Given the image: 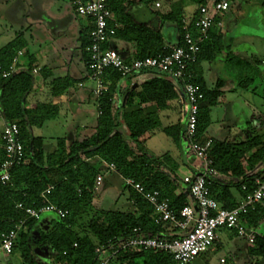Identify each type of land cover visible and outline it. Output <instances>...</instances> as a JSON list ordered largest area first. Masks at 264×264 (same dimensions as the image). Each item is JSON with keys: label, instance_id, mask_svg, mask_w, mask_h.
Masks as SVG:
<instances>
[{"label": "trees", "instance_id": "trees-1", "mask_svg": "<svg viewBox=\"0 0 264 264\" xmlns=\"http://www.w3.org/2000/svg\"><path fill=\"white\" fill-rule=\"evenodd\" d=\"M76 1L86 0H71L74 11ZM209 1L178 0L170 3L169 11L155 12L160 24L155 29L133 21L128 13L132 0H107L114 21L108 23L113 28V34L109 36L105 46L109 47L111 40L116 39L133 43V54L124 57L126 61H131L163 53L168 45L182 46L186 33L193 38H200L196 61L188 66L192 76L189 81L198 86L203 94L199 102L196 138L200 143L210 141L208 154L218 172V177L212 180L210 194L223 209L230 210L239 204L233 199L232 190L239 194L242 201L252 192L255 187L254 180L263 170L264 114L246 122L250 136L245 141L234 143L205 136L210 122V108L216 105L222 94V81L217 80L213 87L207 88L202 76V61L214 60L216 54L224 49L226 64L241 72L238 87L250 90L254 95L257 88H250L255 82L257 68L233 54L229 38L224 37L221 32H215V26L203 35L196 33L193 20L197 16V10ZM139 2L151 4L152 0ZM232 2L233 0L231 4ZM194 4L195 10L187 16L183 11L184 7ZM256 6L264 25V0H258ZM183 20L186 21V29ZM220 21L221 16L214 18L215 24ZM165 22L174 25V29L166 30L165 34L171 39L168 42L162 32ZM115 24L118 26L115 27ZM90 29L87 26L80 33V48L85 64L88 59L85 48L89 45ZM170 34L175 35L174 39ZM24 45L19 36L0 49V114L5 123L18 125L24 151L22 162L10 168L9 181L0 184V233L13 229L20 220L27 227L26 233H19L10 255L18 249L22 264H98L104 258L107 259L106 264H176L169 254L162 251H135L118 246L119 240L136 235L134 229L146 237H176L174 229L167 231L168 223L154 222L152 206L131 188L124 186L128 192L127 211H98L88 221L86 233L78 229L79 220L92 212L98 170L96 165L88 161L94 157L107 165H113V169L122 179L131 178L141 183L147 191L157 190L160 198L168 200L175 213L187 203L188 187L176 175L178 163L168 153L149 156L143 151L142 142L139 141L145 133L160 127L158 112L168 110L178 100L173 83L153 71H148L156 76L142 83L137 93L136 88H127L121 93L117 104H114L121 76L114 70H107L104 78L107 90L103 96L95 99L99 113L93 134L80 141L57 139L55 149L46 152L43 139L32 135L31 129L41 127L46 120L56 117L58 107L43 103L34 108L26 107V97L33 86L32 70L38 66L37 63L29 57L26 69L7 78L1 77ZM24 55L28 56L27 52ZM51 85L52 97L59 99L72 85V81L57 78ZM177 86L181 88L180 84ZM125 94L127 97L123 101ZM148 103L152 104L151 111L141 107ZM122 126L127 131L126 138L120 132ZM163 132L176 146L183 148V129L178 124L164 128ZM4 160L5 153L0 140V166ZM258 164H262L260 169H256ZM182 185L184 186L181 191L176 194ZM49 187V193L44 194ZM18 204L23 209H38L52 204L67 211V214L64 218H51L46 228H40L38 220L27 218L24 210L16 207ZM242 219L248 229L256 232V228L264 222V204H257L249 209ZM32 248L44 250L45 261L40 260L32 252ZM97 248L98 252L95 251ZM248 252L251 256L264 258V237L256 233Z\"/></svg>", "mask_w": 264, "mask_h": 264}, {"label": "built area", "instance_id": "built-area-1", "mask_svg": "<svg viewBox=\"0 0 264 264\" xmlns=\"http://www.w3.org/2000/svg\"><path fill=\"white\" fill-rule=\"evenodd\" d=\"M230 4L231 0H210L206 5L201 6L193 20L196 33L200 36L208 29L218 27L220 22L215 24L214 18L226 14ZM155 5L159 6L158 3ZM75 13L86 19L91 28L88 35L89 45L85 48L88 59L85 64L84 78L93 84L92 96L97 99L106 92L107 83L104 78L107 70H114L120 74L121 78L130 80L141 73L153 71L156 75L168 78L176 85L180 84L186 106L182 136L183 150L199 162L198 174L182 178V182L188 187V197L191 203L187 202L177 213L171 209L168 200L160 198L157 190L147 191L141 183L131 178L123 179L125 187L133 189L152 206L154 222L170 224L175 230L176 237L171 239L146 237L138 234V230L134 229L133 232L136 235L119 240L118 246L135 251H162L169 254L176 264H193L195 259L214 245L216 230L219 228L235 231L238 236L244 237L248 244L252 245L256 232L245 226L242 217L257 204H264V167L261 174L254 180L255 187L252 192L235 208L223 209L211 196L210 186L212 180L218 177V172L208 154L210 141L200 143L196 138L199 102L203 94L198 86L189 81L192 76L188 71V66L196 61L200 38H193L186 33L182 46L168 45L165 52L156 56L126 61L111 45L105 46L109 36L113 34V28H110L108 23L114 21L107 0L76 1ZM183 23L186 29V21L183 20ZM22 55V51L16 53L9 69L2 72V78L17 73L18 57ZM35 71L33 70V73ZM0 140L5 153V160L0 166V184H5L10 179V168L22 162L24 157L18 125L5 123L0 132ZM109 167L113 169V165ZM50 189L51 187L44 194H48ZM242 189L245 188L242 187ZM16 207L23 209L21 204ZM23 210L27 218L37 220L51 215L64 218L67 214V211L52 204H46L38 209L25 208ZM26 230L24 221L20 220L13 229L1 232L0 252L9 256L19 233H26ZM112 248L111 246L110 250ZM95 251L98 252L99 248ZM106 261L107 259L104 258L98 264H106ZM220 262L222 263L223 260Z\"/></svg>", "mask_w": 264, "mask_h": 264}, {"label": "crops", "instance_id": "crops-1", "mask_svg": "<svg viewBox=\"0 0 264 264\" xmlns=\"http://www.w3.org/2000/svg\"><path fill=\"white\" fill-rule=\"evenodd\" d=\"M155 3H158V2L155 1ZM140 4L141 3L139 2V0H132V3L128 6V13L131 15V17L133 18V21L136 23H140L139 19H141L140 14L137 13L138 15L137 16L135 15L136 13L135 8ZM231 5H230V8H231ZM230 8L228 12L221 17L220 25L216 27L214 31L221 32V34L224 37L230 39L229 43L231 46V50L235 56L240 57L244 60H247V62H249L250 65L257 68L258 63H260V61H255L253 58L254 54L257 52L256 51L257 48L254 45V43L252 42L253 44H251V41H250L249 44H246V41L248 40L247 36H243V37L241 36L240 38H237L236 40L234 38L231 39L233 27L235 26L236 22H234L233 21L234 19L232 18V16H230ZM155 17H156L155 15H154V18L150 16L149 17L150 19L147 22L149 23L153 22V19H155ZM144 20L145 18L142 21L146 22ZM82 21H83L82 23L78 21L77 31L76 32L74 31L73 34L71 35L65 34L57 42L53 41V43L45 45V47L42 49L43 53L27 52L28 56H26L24 55L26 51L23 49L20 50L23 52V55L18 57L17 72L26 69L30 58L33 59L38 65L36 68L33 69V70H36L35 73H33V70H32L33 86H32V90L26 97V107L27 108H34L37 104H42V103L43 104H55L58 107V114L56 115L57 117L60 113H65L68 111V106H66L67 105L66 100H69L70 102L75 101V103H72L75 106L74 107L75 111L80 110L81 100L83 99L82 98L83 96L84 98H87L92 101L97 111L96 100L92 96V92H91L93 88V84L89 80H86L84 78L86 70H85L83 54L80 48V42H81L80 33L82 29L88 26V21L84 18H82ZM145 25L150 27V25H147V24ZM171 37H173L174 39L175 35L171 34ZM259 43L264 48V39L260 40ZM110 45L113 48H115L123 58L130 56L134 52L133 43H127L125 41L116 39V40H111ZM21 58H23L22 61H21ZM225 58H226V51L223 49L216 54V57L214 60L210 62L208 61L201 62L202 76H203L204 83L207 88L213 87L217 80L222 81V86L220 88L222 94L218 98L216 105L210 108V112H209L210 122L206 129L205 136L209 139L225 140L229 142L238 143V142L247 140L250 136L247 130V127H246V122L251 121L254 118V107L251 102L252 100L251 97L253 93L250 90H245V89H241L238 87V80L241 76V72L239 70L229 67L225 62ZM11 64H12V61H11ZM41 69L43 70L41 71ZM147 74L149 75V77L145 76L146 73H141L139 75H136L133 79L129 80L128 82L129 87L127 88L130 90L131 86L136 84L137 86H136L135 91L136 93L139 92L140 91L139 86L142 83L156 76L150 73H147ZM57 78H60V79L67 78L68 80L72 81V85L68 87L65 94L62 95L59 99H54L51 94L52 93L51 83L54 79H57ZM88 83H91V85L88 86L87 85ZM173 86L175 88L176 93L178 94V100L174 102L168 110L158 112V116L160 119V127L150 132L145 133L139 139V141L143 143L146 139H149V137L153 135L151 133H153L154 131H157L165 135V137H167L168 140L170 139L174 149H177L178 151V152L174 151L175 153L171 157L178 163V169L176 171V175L181 181L184 176H191V175H195L199 173V162L195 160L194 158H193V161L192 159H188L187 154L184 152L183 148L181 149L178 146H176L174 142L172 141V139L163 132L164 128L172 126V125H176V124L179 125L181 130L182 129L184 130V122H185V114H186L185 101L183 98L184 95H183V91L181 88H179L174 83H173ZM127 88L125 87L123 90L121 85H118V94L121 95V93H123ZM80 89L83 92L79 95L76 93V90H80ZM227 105L231 113L228 121H226L225 118L222 116L218 117V114H217L219 110L218 107L221 106L222 107L221 110L226 112L227 110L225 107ZM141 107L144 109H147L148 111H151L153 109L152 104L150 103L142 104ZM180 107L182 108V111H184L183 118L181 120H179V118L176 116V111L178 110L177 108H180ZM97 116H98V111L96 115L94 116L95 120L93 123L91 122L84 123L83 122L85 121L84 116L82 117L81 115L80 116L78 115V120H81L80 124L82 125H76L75 127L71 125L73 128L71 126H68L67 127L68 131H66L63 137H59L57 139H64L67 142H72V141H80L88 136H91L93 134ZM4 124H5V121L3 120L0 114V132ZM81 128L84 130L80 132L79 129ZM86 132H90V133H86ZM56 141L54 144L52 143L50 145V146L54 145V149L56 147ZM181 143H182V138H181ZM88 162L96 165L97 168H101L104 166L108 170H114V169H111L109 165L103 163L96 157L92 158ZM261 167H262V164H258L256 166V169H260ZM183 186L184 185H182L176 191V194H178L181 191V188ZM232 195H233V199L237 203L241 202L240 196L236 191L232 190ZM187 202L191 203V200L189 199V197H187ZM50 219H51L50 216H43L42 218L38 220V226L41 227V226H44V224L46 223L48 224ZM262 223L263 222H261L260 225L256 228V233L259 236L264 237V230L260 229V226L262 225ZM44 228H46V226ZM166 228H167V231H173V228L170 224H168ZM221 230H223L222 233L223 235H225L226 239H228L229 242H233V246L231 245L230 248L232 247L234 254L237 253L238 255H242V256L249 255L251 257L250 258L251 264H258V263L260 264L262 257L251 256L249 254L248 250H249L250 244H248V242L246 241L244 237L238 236L233 230H227V229H221ZM214 245H216V247L221 246L220 238L217 235V233H216V241ZM0 254L2 253L0 252ZM2 255H3V258L7 260L8 256H5L4 254ZM5 260L3 259V262H0V264H5L6 263ZM220 260H223V259H220ZM222 263H224V260Z\"/></svg>", "mask_w": 264, "mask_h": 264}, {"label": "rangeland", "instance_id": "rangeland-1", "mask_svg": "<svg viewBox=\"0 0 264 264\" xmlns=\"http://www.w3.org/2000/svg\"><path fill=\"white\" fill-rule=\"evenodd\" d=\"M155 1L160 4L158 7H156ZM177 1L178 0H152L151 4L141 3L135 8V15H141V19H139L140 23L150 25V27L157 29L160 25L158 19L155 17L153 22L149 23L147 22L150 19L149 17L151 16L154 18L155 11L161 13L169 11L170 3ZM257 3L258 0H233L230 8V16H232L234 19L233 21L236 22L233 27L231 39L234 38L236 40L241 36H247L248 40L246 44H249L251 41V44L254 43L257 48V52L253 57L254 60L260 61V63L262 62L261 64L258 63L255 82L253 86H250V88L257 86L255 91L256 95L253 94L251 97V102L254 107V117L258 115L263 116L264 114V48L259 43L260 40L264 39V25L261 22V14L256 6ZM195 8V4L193 6L188 5L184 7L183 11H185L188 16ZM144 18L146 22L142 21ZM78 21L81 23L83 22L82 18L76 16L71 0H0V49L20 36V39L25 44L23 50L29 53H43L42 49L45 45L53 43V41L57 42L65 34L71 35L74 31L76 32ZM168 28L174 29V25L170 22L164 23L162 32H164L166 42L171 41L170 36L168 38L167 34H165ZM22 60L23 58H21V61ZM145 76L149 77L147 73ZM129 80L130 79L127 78H121L118 85H121L124 90L125 87H129ZM87 85L89 86L91 83ZM82 92L81 89L76 90V93L79 95ZM119 97L120 95L117 92L114 96V104H117ZM82 98L80 110L75 111V106L72 104L75 103V101L70 102L66 100V106H68L67 112L60 113L54 119L46 120L41 127H33L31 129L32 135L42 137L44 150L46 152L54 149V145H50L52 143L54 144L57 138L63 137L66 131H68V126L72 125L75 127L76 125H82L80 124L81 120H78V115L84 116V123L94 122V116L97 113L96 107L91 100L83 96ZM218 108V117L222 116L228 121L231 115L228 105L225 107L227 110L226 112L221 110V106ZM177 109L176 116L181 120L184 111H182L181 107ZM83 130L82 128L79 129L80 132ZM120 132L125 137L127 136V131L124 127L120 128ZM151 134L153 135L141 144L146 154L149 156H161L167 153L170 156L174 155V151H177V149H174L170 139L168 140L165 135L157 131ZM187 158L193 161V157L190 153L187 154ZM97 170L98 175L94 186L92 212L83 216L78 222V229L83 233L87 232V223L96 212L110 210L125 212L129 209L128 192L124 188L123 179L119 173L115 170H108L104 166L97 168ZM50 217L54 218L55 216L51 215ZM47 225L46 223L40 228H44ZM221 229L222 228L216 230L220 238L221 246L216 247V245H214L209 247V249H207L208 251L195 259L193 264H251V257L249 255L242 256L237 253L234 254L232 247L230 248L231 245L233 246V242H229V240L226 239ZM260 229L264 230V222L260 226ZM32 252H34L40 260L45 261L46 255L44 250L32 248ZM3 259L5 260L3 255L0 254V262H3ZM220 259H223L224 263H221ZM5 262V264H22L20 251L16 249L12 255L8 256ZM260 264H264V258H261Z\"/></svg>", "mask_w": 264, "mask_h": 264}, {"label": "water", "instance_id": "water-1", "mask_svg": "<svg viewBox=\"0 0 264 264\" xmlns=\"http://www.w3.org/2000/svg\"><path fill=\"white\" fill-rule=\"evenodd\" d=\"M136 86H137L136 84L132 85V86H131V89H135ZM126 97H127V94H125V95L123 96V101H125ZM194 207H195V210H196V209H197L196 206H194Z\"/></svg>", "mask_w": 264, "mask_h": 264}]
</instances>
